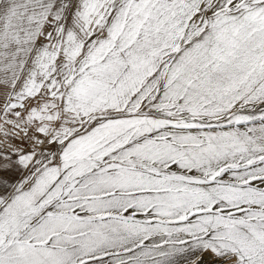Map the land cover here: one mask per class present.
I'll return each mask as SVG.
<instances>
[{
	"label": "snow or ice",
	"instance_id": "6c2138e0",
	"mask_svg": "<svg viewBox=\"0 0 264 264\" xmlns=\"http://www.w3.org/2000/svg\"><path fill=\"white\" fill-rule=\"evenodd\" d=\"M0 264H264V0H0Z\"/></svg>",
	"mask_w": 264,
	"mask_h": 264
}]
</instances>
